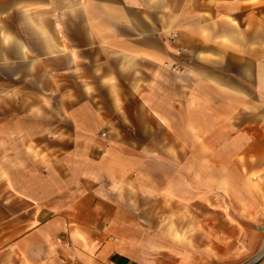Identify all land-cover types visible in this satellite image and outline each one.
<instances>
[{
    "label": "crops",
    "instance_id": "crops-1",
    "mask_svg": "<svg viewBox=\"0 0 264 264\" xmlns=\"http://www.w3.org/2000/svg\"><path fill=\"white\" fill-rule=\"evenodd\" d=\"M131 103L184 139L151 151L182 179L128 158L145 147L114 144ZM210 130L238 144L225 165H194L190 155L212 153ZM262 158L264 0H0V264L237 263L261 216L242 209L226 227L220 210L236 196L264 206V174L249 175ZM210 170L246 171L244 195L220 177L229 196L193 199L192 173L208 189ZM193 202L207 208L195 229Z\"/></svg>",
    "mask_w": 264,
    "mask_h": 264
},
{
    "label": "rangeland",
    "instance_id": "rangeland-1",
    "mask_svg": "<svg viewBox=\"0 0 264 264\" xmlns=\"http://www.w3.org/2000/svg\"><path fill=\"white\" fill-rule=\"evenodd\" d=\"M72 98V97H71ZM122 111V109H120ZM126 110V115L128 117V120L130 121V123H117L115 125H113L114 127L118 128L117 131H122L124 133V139L123 140H114V144H122L124 145V147H128L129 149H137V148H141L142 146L145 147L146 149H148L149 151H146L148 152V154L146 155H130L128 158L130 160H132L134 163H144L146 165V167L151 171L154 169V165L153 163H161V164H164L167 166V168H165L164 170H161L162 171V174L163 175H166V177L169 178V175L170 177L171 176H176V178H178V180L182 179L184 176H183V173H182V176L183 177H180L179 176V173H175V172H172L169 170L168 168V165L167 164H170V160H169V157L168 156H157V155H152L151 154V151L156 150L158 151V149H167L169 147L172 148V144L171 143H174L176 144V146H178V148H181L183 149L185 147L184 145V139L182 141H176V142H171L170 140L167 139L168 135H169V132H168V125H159V124H155L151 121V119H149V115L148 113L146 112L147 109H142V108H137L136 107V103H131L130 106L128 105V107L125 109L124 108V112ZM49 115H51V112L49 113ZM143 116V117H141ZM132 117V118H131ZM133 122H131V120ZM52 129H56V123L55 124H51ZM65 130L66 132H71L73 130V127L76 126V125H73L72 123H65ZM177 127V131L178 133H180V130L179 129H183V132H184V124H174V127ZM80 127H82V132L85 131V132H90L91 135H92V132L95 130V125H80ZM212 127L215 128V125H210V128L212 129ZM214 131V130H213ZM96 132H97V126H96ZM181 133L180 135L181 136H184V133ZM51 134V133H50ZM215 132H211V130L208 132V136L209 139L208 140H205V143L207 144L208 147H210V149L212 148V153L211 155H209L208 157L204 156V157H201V156H198V155H190L188 157V161L189 162H192L194 165L196 164H199L201 163L202 161V158H205V160L208 158V163L210 165V168L212 166H214L215 164L219 163V164H223L225 165L224 163H228L230 158L229 156L227 155H224L222 150L225 151V150H230L232 149L231 147H233L234 144H238V141H234L232 139H217L215 138L216 135H214ZM240 143H242L243 141H239ZM46 143V141H45ZM51 143H54V142H51L49 141V146H51ZM114 144L110 145L112 147H116ZM192 145H193V148H196V147H199L198 146V143L196 144V142L192 141ZM214 149V150H213ZM216 149H218L220 151V154H217V153H214L213 154V151H217ZM136 153V152H135ZM119 158V157H117ZM181 159L182 162L184 163V159H185V156L184 154L181 155V156H178L177 157V160ZM241 161H243V157H240ZM255 159V158H254ZM253 159V160H254ZM261 162L263 163L264 162V158H262V161H258V164H261ZM174 163V162H171V164ZM257 163V162H256ZM212 165V166H211ZM156 167V165H155ZM246 171H237V170H222V171H216V170H210L208 172V178H209V183H210V187L208 189L206 188H201L200 186V178H201V175L203 174L204 176L205 173H202L201 172H193L192 173V189L187 187V191L188 190H192V195H193V199H195V197L197 196H200L202 192H206L207 190H209L210 192V195L213 194V195H219L218 193H216V191L218 192H221V191H226L227 195L229 196V191H230V194L232 193V189H225L224 188H219L217 189L214 185L217 183V180L220 178V177H223L224 179L226 180H230V184L232 181L235 182V192H237L236 195H238V193H240V196L241 195H244L243 193V179H244V175H246ZM264 174V172H251L249 173L250 176H253L252 178L255 179L256 175L257 174ZM167 178V179H168ZM205 178V177H203ZM207 178V179H208ZM264 181V178L262 180V182ZM264 183V182H263ZM260 185H263L262 183H260ZM259 188L255 189V193H259ZM188 193V192H187ZM243 193V194H242ZM230 198H231V195H230ZM148 199H152L151 196L148 197ZM236 199L237 201L236 202H232V199H231V203H226L224 204L223 206L225 207V209H221L220 211H224V218L225 220H222V219H219V223L221 226H224L226 225L227 227V224H231V219L229 217H231V215L235 212H239V211H242V209H246L247 212H256L257 216H261L260 220L258 221V224L254 227L255 228V231H256V236L258 238H256L255 236V239H256V245H254L252 242H251V245L248 246V239L250 238H253V236L251 235V232H250V237H245V236H240L239 237V243L238 245L241 247V257L239 258V261L237 263H234V264H248L250 262H253V261H257L256 264H264V206L261 205L260 202H258V199L256 198V202L253 203L251 202L250 204L249 203H240L238 204L237 202H239V198L238 196H236ZM216 205L217 204H210L208 205V210H209V217H210V221H209V229L212 227V224L215 223L216 224V220H217V214H216ZM147 206V205H146ZM148 206H152V204L148 205ZM222 206V205H221ZM206 207L205 209L202 207V204H200V202L198 203H195L193 202L192 204V210H193V214H192V221H191V224H192V227H194V229L196 227H200L201 225V216L203 215L202 212L205 214L207 213L206 212ZM214 217V218H213ZM219 217H222V215H219ZM182 221V222H181ZM181 221L179 220L178 221V225H184V223L186 222V224H188L190 221L189 220H182ZM243 228V226H242ZM248 228V227H246ZM239 232H243V230L241 229H238ZM236 230V232H238ZM250 231V230H249ZM251 231H253V229H251ZM248 232V231H247ZM243 235H244V232H243ZM216 236H210V240L212 239H216L214 238ZM246 240V241H245ZM211 242V241H210ZM248 247H251L250 249L246 250V248ZM244 250V252L242 251Z\"/></svg>",
    "mask_w": 264,
    "mask_h": 264
},
{
    "label": "water",
    "instance_id": "water-1",
    "mask_svg": "<svg viewBox=\"0 0 264 264\" xmlns=\"http://www.w3.org/2000/svg\"><path fill=\"white\" fill-rule=\"evenodd\" d=\"M256 263H257V261L255 260V261L250 262V263H248V264H256Z\"/></svg>",
    "mask_w": 264,
    "mask_h": 264
},
{
    "label": "built area",
    "instance_id": "built-area-1",
    "mask_svg": "<svg viewBox=\"0 0 264 264\" xmlns=\"http://www.w3.org/2000/svg\"><path fill=\"white\" fill-rule=\"evenodd\" d=\"M58 241L60 242V239H58Z\"/></svg>",
    "mask_w": 264,
    "mask_h": 264
}]
</instances>
